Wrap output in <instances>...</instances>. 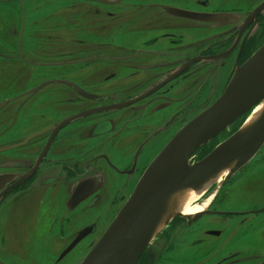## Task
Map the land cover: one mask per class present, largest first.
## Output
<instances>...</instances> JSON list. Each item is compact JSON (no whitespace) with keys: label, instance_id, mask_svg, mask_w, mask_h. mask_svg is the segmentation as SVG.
Returning <instances> with one entry per match:
<instances>
[{"label":"flooded vegetation","instance_id":"flooded-vegetation-1","mask_svg":"<svg viewBox=\"0 0 264 264\" xmlns=\"http://www.w3.org/2000/svg\"><path fill=\"white\" fill-rule=\"evenodd\" d=\"M263 44L264 0H0V264H33V221L48 230L46 260L83 244L79 264ZM248 163L206 209L173 217L137 264H264V175L236 186L264 174V143Z\"/></svg>","mask_w":264,"mask_h":264},{"label":"water","instance_id":"water-1","mask_svg":"<svg viewBox=\"0 0 264 264\" xmlns=\"http://www.w3.org/2000/svg\"><path fill=\"white\" fill-rule=\"evenodd\" d=\"M258 103H264V44L234 73L224 93L166 144L79 264H137L148 243L177 216L172 210L177 195L201 188L218 174L225 173V181L254 157L264 143V111L203 159L189 163L198 147Z\"/></svg>","mask_w":264,"mask_h":264},{"label":"bare ground","instance_id":"bare-ground-1","mask_svg":"<svg viewBox=\"0 0 264 264\" xmlns=\"http://www.w3.org/2000/svg\"><path fill=\"white\" fill-rule=\"evenodd\" d=\"M264 111V103L255 106L245 119L249 126ZM221 143V142H220ZM225 173L218 174L201 188L189 190L177 195L172 202V210L177 215H192L206 209ZM213 190L210 191V189Z\"/></svg>","mask_w":264,"mask_h":264},{"label":"rangeland","instance_id":"rangeland-1","mask_svg":"<svg viewBox=\"0 0 264 264\" xmlns=\"http://www.w3.org/2000/svg\"><path fill=\"white\" fill-rule=\"evenodd\" d=\"M253 109V108H252ZM251 111H249L250 113ZM249 115V114H248ZM245 119L243 120L242 123H244ZM233 123V122H232ZM238 124L235 123L233 126H236ZM232 126V127H233ZM240 127V126H239ZM224 141V140H223ZM200 147H198L197 149H200ZM195 153L192 154V156L194 155ZM249 164V163H248ZM247 164V165H248ZM246 165V166H247ZM245 166V167H246ZM248 168V167H247ZM246 168V169H247ZM264 175L263 173H257V174H254V173H251V172H247L245 174V177L243 179H241L238 183H236V186L239 184L241 187H243L242 189H245V188H248V187H252L255 182L254 179H251L253 177V175ZM247 176H251L249 179H246ZM249 185V186H248ZM226 188V187H225ZM56 215H53V221L55 220V217ZM74 217V216H73ZM87 222H89V220L86 218L84 219L83 221H81L77 226H81L83 224H86ZM75 222L72 221V224H74ZM46 231L43 232V236L41 238V232L39 231L38 229V225H37V229H36V223L35 221H33V264H51L52 263V260L55 258V256L51 259H48L46 260V258H48V254L46 253L47 251H43V244L45 241H47V238H48V230L45 229ZM36 237V238H35ZM37 237H40L41 239L39 240V243L38 245L36 244V239ZM65 245V244H64ZM60 246V249L56 250L54 253H58L62 247L64 246ZM83 244H81L80 246L76 247L71 253L69 256H67L60 264H78L77 262H79V258L81 257V252L83 251ZM24 250L26 251H29V248H23ZM86 249V248H85Z\"/></svg>","mask_w":264,"mask_h":264},{"label":"trees","instance_id":"trees-1","mask_svg":"<svg viewBox=\"0 0 264 264\" xmlns=\"http://www.w3.org/2000/svg\"><path fill=\"white\" fill-rule=\"evenodd\" d=\"M244 118H245V116L243 115V116H242V120H243ZM242 120H241V121H242Z\"/></svg>","mask_w":264,"mask_h":264}]
</instances>
